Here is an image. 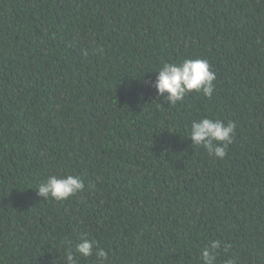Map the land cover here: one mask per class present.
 I'll list each match as a JSON object with an SVG mask.
<instances>
[{
	"label": "trees",
	"instance_id": "trees-1",
	"mask_svg": "<svg viewBox=\"0 0 264 264\" xmlns=\"http://www.w3.org/2000/svg\"><path fill=\"white\" fill-rule=\"evenodd\" d=\"M184 59L215 88L171 106L155 71ZM202 117L236 124L223 160L188 137ZM50 175L85 188L45 199ZM81 237L111 264H202L210 239L264 264V0H0V264Z\"/></svg>",
	"mask_w": 264,
	"mask_h": 264
},
{
	"label": "clouds",
	"instance_id": "clouds-1",
	"mask_svg": "<svg viewBox=\"0 0 264 264\" xmlns=\"http://www.w3.org/2000/svg\"><path fill=\"white\" fill-rule=\"evenodd\" d=\"M84 54L87 55V52ZM155 72L158 75L154 87L159 96L170 101L171 106L182 101L192 91L210 98L215 88L213 82L217 79L206 59H184L178 63H164ZM165 93H167L166 96ZM235 130L236 124L232 121L225 124L220 119L202 117L192 121L188 137L192 145L202 146L210 156L223 160L229 145L234 141ZM84 188V181L78 175H50L36 189L37 194L45 199L51 197L56 201H65L76 193L82 192ZM220 248L219 239H210L200 252L202 264H216ZM225 250L227 251V248ZM78 256H94L95 264H111L109 253L101 248L96 240H89L86 237L80 238L74 245V250L69 248L60 262L77 264ZM225 264H238V257H230Z\"/></svg>",
	"mask_w": 264,
	"mask_h": 264
}]
</instances>
